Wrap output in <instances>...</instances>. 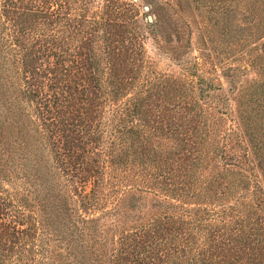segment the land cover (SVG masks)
Returning <instances> with one entry per match:
<instances>
[{"label":"trees","instance_id":"trees-1","mask_svg":"<svg viewBox=\"0 0 264 264\" xmlns=\"http://www.w3.org/2000/svg\"><path fill=\"white\" fill-rule=\"evenodd\" d=\"M205 2L211 47L254 72L239 134L154 69L132 1L0 0V264H264V0ZM190 6L143 22L182 65Z\"/></svg>","mask_w":264,"mask_h":264},{"label":"rangeland","instance_id":"rangeland-1","mask_svg":"<svg viewBox=\"0 0 264 264\" xmlns=\"http://www.w3.org/2000/svg\"><path fill=\"white\" fill-rule=\"evenodd\" d=\"M100 1V0H96ZM125 1V0H123ZM133 2L134 12L137 15V20L141 24L140 31L143 33V45L145 47L146 55L150 60V64L154 69L160 74H180L184 72L187 74V77L192 79V89L191 94L196 97H202L209 103L207 110L213 113H219L221 115L220 120H218L216 125V130L220 133L222 129L232 128L239 134V125L235 112L234 104V94L237 92L239 85L245 83L251 77L254 76L252 68L246 63L245 55L242 54L240 57L228 56L230 52L224 53L219 52V42L214 43L211 47L210 41L207 39V31L211 34L212 38L216 36V25L213 24L210 27L212 19H206L207 15L211 13L204 6L203 3L209 0H188L190 2L192 16L183 15V19L189 24L188 28V37L189 43L187 46L183 47L180 56L184 60V66L186 67V72L183 69V65L180 64V61L170 58L167 53L168 50L164 46L159 49L158 44L151 37V34L145 28L143 22L147 19V15L150 17H155L157 15L155 8H153L154 0H130ZM223 0H220L222 2ZM98 3V2H97ZM197 4L198 8H194V5ZM241 19L236 16L235 22H232L229 27V33L232 31L238 30L242 27ZM210 27V28H209ZM217 28V27H216ZM212 29V30H211ZM231 31V32H230ZM186 29L183 34V40L186 37ZM230 35V34H229ZM204 44L202 43V40ZM218 39V38H217ZM259 40L254 42H247L243 48L245 52L251 51L254 53V45L257 44ZM213 44V43H212ZM199 48L203 49L208 53V58L201 65L197 64V61H201L199 58L198 50ZM166 51V53L164 52ZM181 60V59H180ZM196 63V64H195ZM223 112H216V111ZM241 137V136H240ZM245 143V141H243ZM158 193L163 194L175 201L184 203L186 206H192L195 204H203L202 202L198 203L192 199L181 200L175 196V193L157 190ZM155 197L152 193H142L140 201V210L139 212L143 214L144 217L148 216L153 210L150 208V203L154 201ZM158 200V199H157ZM208 205V203H206ZM219 201H215L210 206H218Z\"/></svg>","mask_w":264,"mask_h":264},{"label":"water","instance_id":"water-1","mask_svg":"<svg viewBox=\"0 0 264 264\" xmlns=\"http://www.w3.org/2000/svg\"><path fill=\"white\" fill-rule=\"evenodd\" d=\"M147 18H148L149 20H151V17H150V15H149V14L147 15Z\"/></svg>","mask_w":264,"mask_h":264}]
</instances>
